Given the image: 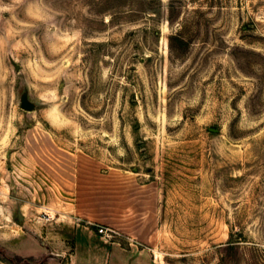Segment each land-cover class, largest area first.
Returning a JSON list of instances; mask_svg holds the SVG:
<instances>
[{"label": "rangeland", "instance_id": "obj_1", "mask_svg": "<svg viewBox=\"0 0 264 264\" xmlns=\"http://www.w3.org/2000/svg\"><path fill=\"white\" fill-rule=\"evenodd\" d=\"M75 210L264 264V0H0V264L67 252Z\"/></svg>", "mask_w": 264, "mask_h": 264}, {"label": "crops", "instance_id": "obj_2", "mask_svg": "<svg viewBox=\"0 0 264 264\" xmlns=\"http://www.w3.org/2000/svg\"><path fill=\"white\" fill-rule=\"evenodd\" d=\"M67 216L68 221L72 220L69 250H65L68 242L64 230L57 228L53 230L54 234L46 233V236L61 240V248L50 250L39 264H60L63 258V264H161L153 255L150 233L143 232L147 225L134 222L133 217L129 218V211L117 212L110 218L90 216L76 210ZM18 218H22L21 213ZM96 224L106 225L115 232L105 236L97 232ZM14 235L16 251L22 255L36 254L50 239L43 240L45 235L40 231H19Z\"/></svg>", "mask_w": 264, "mask_h": 264}, {"label": "built area", "instance_id": "obj_3", "mask_svg": "<svg viewBox=\"0 0 264 264\" xmlns=\"http://www.w3.org/2000/svg\"><path fill=\"white\" fill-rule=\"evenodd\" d=\"M96 230L97 232L105 235V236H110V234L112 233V229L106 225H102V224H96Z\"/></svg>", "mask_w": 264, "mask_h": 264}, {"label": "water", "instance_id": "obj_4", "mask_svg": "<svg viewBox=\"0 0 264 264\" xmlns=\"http://www.w3.org/2000/svg\"><path fill=\"white\" fill-rule=\"evenodd\" d=\"M22 105L25 106V107H31V103L26 102V101H24V100H23V102H22Z\"/></svg>", "mask_w": 264, "mask_h": 264}]
</instances>
